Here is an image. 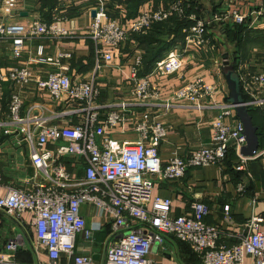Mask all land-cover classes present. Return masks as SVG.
<instances>
[{"label":"built area","instance_id":"1","mask_svg":"<svg viewBox=\"0 0 264 264\" xmlns=\"http://www.w3.org/2000/svg\"><path fill=\"white\" fill-rule=\"evenodd\" d=\"M247 1L253 8L252 13L264 17V11L258 9V4L264 0ZM0 2L4 17L0 22V45L9 43L14 59L24 54L28 40L40 37L58 40L71 35L57 23L12 21L16 0ZM236 2L223 0L225 10L205 22L194 20L191 18L194 15L186 13L189 0H173L166 7L140 13L130 26L125 27L109 18L103 0H96L87 33L94 46L93 76L89 79L69 76V67L62 62L69 61L71 54L42 58V52L38 50L40 61L60 70L49 73L45 80H36L35 84L48 92L53 102H61L65 108L50 116L40 115L33 108L24 110L19 94L11 93L7 119L0 122V127L5 128V134L29 145L31 165L41 179L35 180L31 189L8 187L0 198V210L15 220L24 213L31 214V226L37 243L46 250L48 264H61V261L62 264H154L148 257L151 246L164 243L166 236L188 244L201 264H246L247 260H251L250 264H264V218L252 217L242 230L231 234L205 222L209 208L201 202L191 204L189 213L173 217L170 214L171 199L153 196L156 181L180 180L189 169L221 167L232 149L238 156L235 166L238 172L244 171L248 162L264 159V149L253 157L241 155L240 150L246 144L243 127L241 123L233 125L227 121L235 116L229 103H216L221 88L197 79L174 92L168 101L161 102L165 111L181 102L196 110L217 111L209 147L195 150L186 157L176 154L162 162L158 153L159 144L166 135L162 123L132 118L130 102L101 104L96 84V77L115 65V50L131 36L146 34L154 25L173 18L187 19L191 20L192 26L182 29L185 43L192 42L202 49L209 44V24L245 23L247 14L235 8ZM141 62V57L133 62V97L142 105L153 100L162 101L158 85L146 77L138 78ZM182 66V51L174 47V51L157 63L154 72L162 77L172 76L180 72ZM244 71H239L238 76L240 88L247 98L245 106L264 108V71L252 74ZM32 80L33 74L27 68H13L8 72H2L0 68V90L5 81L25 86ZM106 107L111 110L104 116L102 111ZM73 119L77 120L73 125L60 124ZM128 122L136 140L114 139V132ZM245 191L243 184L237 186L238 193ZM82 205L94 207L99 218L107 214L110 219L111 232L103 243L100 263L91 255L76 250L78 235L83 242L93 246L96 233L102 229L100 223L87 227L80 213ZM17 242V239L10 240L0 251V264H22L13 258ZM61 255L65 257L62 259Z\"/></svg>","mask_w":264,"mask_h":264},{"label":"crops","instance_id":"2","mask_svg":"<svg viewBox=\"0 0 264 264\" xmlns=\"http://www.w3.org/2000/svg\"><path fill=\"white\" fill-rule=\"evenodd\" d=\"M103 1L109 18L119 25L128 27L140 13L166 7L173 0ZM200 1L204 11L203 16L209 21L215 14L225 9L223 0ZM237 4V9L247 14L242 34L234 35L233 33L232 35L231 33L227 40L223 35L226 25L217 26L218 29L211 27L212 31L208 28L209 44L202 49L196 48L192 42L186 44L183 32L182 37L175 41L173 35H165L162 37L163 40L170 42L171 46L164 50L158 60H154L153 54L162 46L156 42L149 44L145 40L139 41L133 35L115 50V65L107 68L103 75L96 77L101 104L110 106L119 102H130L129 113L132 118L162 123L166 129V135L158 148L162 162H167L176 154L186 157L195 150L209 147L212 138V122L217 116V111L196 110L184 102L174 103L171 109L165 111L161 102L168 101L174 92L183 88L188 82L202 79L206 84H216L221 88L222 92L217 96L216 103H229V90L223 75V59L228 53L234 58L237 74L241 70L251 74L264 71L263 17L252 13L253 8L247 4L248 8L242 5L245 4L243 2H237ZM95 5L96 0H16L12 21L23 24L32 20H40L46 24L57 23L71 35L58 40L44 37L28 40L24 54L17 59L12 58L9 43L4 42L0 45L2 72H8L13 68H27L33 74V82L25 86L13 85L8 81L3 83L0 90V122L7 119L8 102L12 92L19 94L24 110L33 108V111L40 115L50 116L65 108L63 103L53 102L48 92L37 88L35 84L36 80H45L49 73L60 70L59 67L40 61L41 57L37 55L39 49L42 52V58H56L61 53L71 54L69 61L62 62L68 65L69 76L73 79L92 78L94 46L88 39L87 33ZM1 7L0 2V22L4 20ZM199 18L202 19L200 16ZM219 24L221 23L212 26ZM234 25L226 26V28L232 30ZM150 32L151 30L136 36L147 37ZM174 47L182 51V69L172 76L157 75L154 72L155 66L162 58L174 51ZM137 57H141L142 60L137 72L138 78L146 77L150 82L158 85L162 101L153 100L142 105L138 104L133 97L132 67ZM241 93H243L242 90ZM248 108L253 124L257 127L259 137L257 152H259L264 149V108ZM110 110L106 107L102 114L105 116ZM227 121L233 125L240 123L236 114ZM76 122L77 120L73 119L71 122L70 120L61 121L60 124L73 125ZM4 131L5 128L0 127V175L2 178L0 198L5 195L10 186L31 189L32 183L41 179L31 165L29 145L19 142L14 136L7 135ZM113 138L134 141L136 134L128 122L123 128L114 132ZM237 164L238 156L232 149L221 167L206 166L189 169L180 180L156 181L153 196L171 199L170 214L173 217L189 213L191 204L201 202L209 208V215L205 219L207 224L235 234L242 230L252 217L264 218V159L259 158L248 162L245 170L241 172L235 170ZM77 175H79L78 172ZM239 184L245 186L244 194L237 192ZM80 213L87 227L100 223L102 229L96 233L93 246L83 242L81 235H78L76 250L80 254L95 256L97 258L95 260L100 263L103 243L111 232L110 219L107 214L99 218L98 211L88 205H82ZM31 219V214L24 213L19 220H15L0 210V251L10 240L17 239V248L13 256L15 261L22 264H32L36 261L48 264L46 250L37 243ZM104 230H107L106 234ZM64 257L61 255L62 259ZM148 257L154 261V264H201L199 257L188 244L177 241L171 236H166L162 244L153 243ZM250 263L251 260H247L246 264Z\"/></svg>","mask_w":264,"mask_h":264},{"label":"water","instance_id":"3","mask_svg":"<svg viewBox=\"0 0 264 264\" xmlns=\"http://www.w3.org/2000/svg\"><path fill=\"white\" fill-rule=\"evenodd\" d=\"M92 15H94V12ZM223 75L229 90V104L233 107L243 127L242 136L245 138L246 144L241 148L240 153L244 157H253L259 148L257 127L253 124L249 110L245 106V101L242 100L239 76L227 60L223 61ZM93 259L97 260L95 256H93Z\"/></svg>","mask_w":264,"mask_h":264},{"label":"trees","instance_id":"4","mask_svg":"<svg viewBox=\"0 0 264 264\" xmlns=\"http://www.w3.org/2000/svg\"><path fill=\"white\" fill-rule=\"evenodd\" d=\"M191 12H194L196 14L198 12H200L201 13L200 14L201 15L200 17L203 16V12L200 11V7L198 6V4H196L194 2L192 4V7H191L189 13H191ZM190 24H191V22H190ZM188 25H189V22H188L187 19H182V20L172 19V20H170L168 22L154 25L153 28L151 29V32L147 35V37H142V36L140 37V36H136V35H134L133 37L136 38L139 41L145 40L149 44H151V42H156L158 45L162 46V48H159V50H157L155 52V54H153V56L155 57L154 60H158L161 57V55L163 54L164 50L168 49L171 46V43L170 42H166L167 40H163L162 37H164L165 35H173L174 36V39L173 40L175 41L178 38H181L182 37L181 36L182 29L185 28V27H187ZM244 25L245 24H243V25H236L235 24L234 27H233L234 29H232V30H229L225 26L223 35L226 36V39L228 40L229 37L231 36L230 35L231 33H232V35H233V33H234V35L235 34H242V32H243V26ZM151 51H152V48H151ZM225 60H227L229 62V64H231L233 66V68H234V70L236 72V68H235L236 67V64H235L234 58H232V56L230 57V54L229 53L226 54ZM241 97H242V100L243 101H246V97L244 96L243 93H241ZM248 110H249V108H248ZM249 114L251 115L250 110H249ZM227 156H228V154H227Z\"/></svg>","mask_w":264,"mask_h":264},{"label":"rangeland","instance_id":"5","mask_svg":"<svg viewBox=\"0 0 264 264\" xmlns=\"http://www.w3.org/2000/svg\"><path fill=\"white\" fill-rule=\"evenodd\" d=\"M189 1H190V7H189V9H186V13H187L188 11L190 12V9H191V7H192L193 2L196 3V4H198V6L200 7V11L204 12L203 9H202L201 6H200V2H201L200 0H189ZM237 2H243V3H245V4H242V5H243L244 7H246V8H248V6H250L249 1H247V0H239V1L237 0ZM237 2H236V5H235V8H237V7H238L237 5L239 4V3L237 4ZM246 4H247L248 6H247ZM214 5H216V4H214ZM242 5H241V6H242ZM258 9H261V10L264 11V3H259V4H258ZM224 10H225V9H224ZM224 10H223V11H224ZM189 12H188L187 14L194 15V16H191V18H193L194 20H195V19H196V20H199V19H200V18H199V16H201V15H200V14H201L200 12H198L197 14L194 13V12H191V13H189ZM219 16H220V15H219ZM261 18H262V17H261ZM173 19H177V18H173ZM171 20H172V19H171ZM202 20L205 21V22H209V19H208L207 17L205 18L204 16H202ZM169 21H170V20H169ZM245 21H246V20H245ZM263 21H264V17H263ZM167 22H168V21H167ZM188 22H189L188 27H189V26H192V25H191V24H192L191 20H188ZM190 22H191V24H190ZM213 24H217V23L209 24V27H208V28H210L211 31H212L213 28H217V29H218L217 26H220V25H222V24H224V25H226V26H230V25H232V21H231V23H229V24H228V23H222V22H221V24H219V25H215V26H213V28L211 29V27H212ZM244 24H245V23H244ZM219 28H220V27H219ZM224 60H225V58L223 59V61H224ZM106 232H107V230H106V231L104 230V233H105V234H106ZM102 237H103V236H102Z\"/></svg>","mask_w":264,"mask_h":264}]
</instances>
